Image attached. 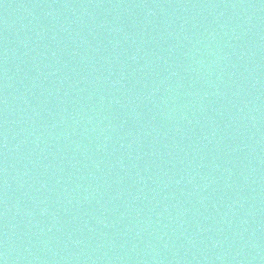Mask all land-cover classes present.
I'll use <instances>...</instances> for the list:
<instances>
[{"label": "water", "instance_id": "1", "mask_svg": "<svg viewBox=\"0 0 264 264\" xmlns=\"http://www.w3.org/2000/svg\"><path fill=\"white\" fill-rule=\"evenodd\" d=\"M0 264H264V0H0Z\"/></svg>", "mask_w": 264, "mask_h": 264}]
</instances>
